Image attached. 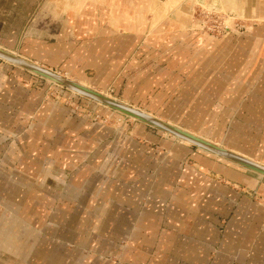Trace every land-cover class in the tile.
Wrapping results in <instances>:
<instances>
[{"label":"crops","instance_id":"1","mask_svg":"<svg viewBox=\"0 0 264 264\" xmlns=\"http://www.w3.org/2000/svg\"><path fill=\"white\" fill-rule=\"evenodd\" d=\"M94 5L78 31L98 29ZM247 30L0 46L264 164V23ZM56 105L0 68V264H264V177Z\"/></svg>","mask_w":264,"mask_h":264},{"label":"rangeland","instance_id":"2","mask_svg":"<svg viewBox=\"0 0 264 264\" xmlns=\"http://www.w3.org/2000/svg\"><path fill=\"white\" fill-rule=\"evenodd\" d=\"M84 1L0 0V45L21 54L23 46L29 42H55L60 37H97L98 34L123 37L132 32L138 33L137 37L146 34L158 36L161 43L165 44V40L173 35L187 40L204 34L215 37L233 33L234 37H242L249 32L248 28L264 23V0H91L96 3L94 8L99 16L98 29L95 32H80L72 16H76L81 8L80 3ZM115 18L120 24L111 23ZM164 64H168L167 60ZM0 68L6 69L10 77L37 87L42 94L50 97L54 110L59 106L56 103L63 104L69 108V115L78 119L86 118L87 122L97 123L103 129L120 130L129 123L131 130L137 123H143L1 57ZM59 70L53 71L60 73ZM60 74L80 82L75 75ZM105 90L100 92L109 96L115 94L114 87ZM114 98L121 100L120 97ZM146 127L159 137L157 145L161 150L166 149L160 141L164 137L202 151L197 145L183 143L159 128L149 124ZM149 142H152L150 145H156L153 143L155 141ZM213 157L221 159L214 154ZM221 161L232 162L225 158ZM249 172L260 175L252 170Z\"/></svg>","mask_w":264,"mask_h":264},{"label":"water","instance_id":"3","mask_svg":"<svg viewBox=\"0 0 264 264\" xmlns=\"http://www.w3.org/2000/svg\"><path fill=\"white\" fill-rule=\"evenodd\" d=\"M0 57L10 61L22 68H25L33 73H36L44 78L51 79L52 81L63 85L64 87H67L71 90H74L80 94H83L85 96H88L94 100L100 101L104 104L109 105L115 110H118L126 115L133 116L136 119L147 123L151 126H154L156 128H159L163 131H167L171 134L177 135L179 137H183L185 139H189L194 145H197L198 147L205 148L211 152L217 153L218 155H221L225 157L226 159H229L231 161H234L252 171H255L257 173H261L264 175V166L256 163L252 160H249L230 149H227L225 147H221L219 145H216L213 142H210L198 135H195L193 133H190L188 131L183 130L180 127L174 126L173 124L169 123L168 121H165L163 119H160L158 117H154L152 115H149L147 113H144L141 110H138L136 108H133L130 105H127L123 102L117 101L111 97H108L99 91L92 89L90 87L82 85L80 82L75 81L73 79H70L67 76H64L58 72L53 71L52 69H48L42 65H39L32 60L25 59L19 55L10 53L6 51L5 49L0 48Z\"/></svg>","mask_w":264,"mask_h":264},{"label":"bare ground","instance_id":"4","mask_svg":"<svg viewBox=\"0 0 264 264\" xmlns=\"http://www.w3.org/2000/svg\"><path fill=\"white\" fill-rule=\"evenodd\" d=\"M81 4V7H82V4L83 3H80ZM81 9V8H80ZM116 10V9H115ZM113 12V11H112ZM115 15V14H114ZM120 16V15H119ZM115 21L113 22V21H111L113 24H120L119 22H116V20H118L117 18H115L114 19ZM0 48H2V49H5V48H3V47H1L0 46ZM6 51H8V52H10V53H13V54H16V53H14L13 51H10V50H7V49H5ZM17 55V54H16ZM20 56V55H19ZM22 57V56H21ZM24 58V57H23ZM26 59V58H25ZM48 79V78H47ZM48 80H50V81H52L51 79H48ZM52 82H54V81H52ZM56 83V82H55ZM82 85H84V86H87L86 84H83V83H81ZM87 87H89V86H87ZM91 88V87H90ZM93 89V88H92ZM96 90V89H95ZM74 91V90H73ZM98 91V90H97ZM100 92V91H99ZM100 93H102V94H104V95H106V96H108V97H111V98H113V99H115V100H117V101H120V102H123V101H121V100H118V99H116V98H114V97H112V96H109V95H107V94H105V93H103V92H100ZM97 101V100H96ZM98 102H100V101H98ZM100 103H102V102H100ZM123 103H125V102H123ZM102 104H104V103H102ZM125 104H127V103H125ZM104 105H106V106H108V107H110L109 105H107V104H104ZM127 105H129V104H127ZM130 106H132V105H130ZM133 108H136V109H138V110H141V109H139V108H137V107H134V106H132ZM112 108V107H111ZM118 111V110H117ZM141 111H143V110H141ZM120 112V111H119ZM144 113H147V114H149V115H152V116H154V117H157V116H155V115H153V114H150V113H148V112H146V111H143ZM122 113V112H121ZM129 116V115H128ZM130 117H133V116H130ZM134 119H136L135 117H133ZM159 118V117H158ZM138 120V119H137ZM140 121V120H139ZM142 122V121H141ZM144 123V122H143ZM170 123V122H169ZM145 124H147V123H145ZM171 124H173V123H171ZM174 126H177V127H180V126H178V125H175V124H173ZM180 128H182V127H180ZM183 130H185V131H188V132H190V133H193V132H191V131H189V130H186V129H184V128H182ZM166 133H168V134H171V133H169V132H167V131H165ZM193 134H195V135H198V134H196V133H193ZM172 136H174V137H176L177 139H179L180 141H183L184 143H186V144H193L189 139H185V138H183V137H179V136H177V135H174V134H171ZM198 136H200V135H198ZM200 137H202V136H200ZM202 138H204V137H202ZM204 139H206V140H208L207 138H204ZM208 141H210V140H208ZM210 142H213V141H210ZM213 143H215V142H213ZM216 145H219V144H217V143H215ZM219 146H221V145H219ZM221 147H224V146H221ZM226 148V147H225ZM200 149H202V150H204V151H208V152H210V153H212V154H214V155H216V156H220V157H222V158H225V157H223V156H221V155H218L217 153H214V152H211V151H209V150H207V149H205V148H202V147H200ZM228 149V148H227ZM231 150V149H230ZM231 151H233V150H231ZM233 152H235V151H233ZM235 153H237V152H235ZM237 154H239V153H237ZM239 155H241V154H239ZM241 156H243V157H245V158H247V159H249V160H252V161H254V162H256V163H259V164H261V165H263L264 166V164H262V163H260V162H258V161H255V160H253V159H251V158H249V157H246V156H244V155H241ZM226 159V158H225ZM227 160V159H226ZM229 160V159H228ZM231 161V160H230ZM232 163H234V164H236V165H239V166H241V167H243L244 169H248V168H246V167H244V166H242V165H240V164H238V163H236V162H234V161H232ZM250 170V169H249ZM255 172V171H254ZM257 173V172H256ZM260 175H262V176H264L263 174H261V173H259Z\"/></svg>","mask_w":264,"mask_h":264}]
</instances>
